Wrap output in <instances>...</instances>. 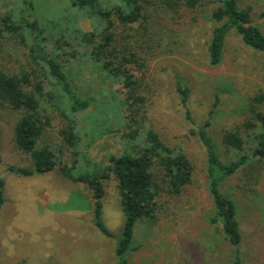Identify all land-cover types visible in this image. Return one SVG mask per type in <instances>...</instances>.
Returning <instances> with one entry per match:
<instances>
[{
	"label": "trees",
	"instance_id": "trees-1",
	"mask_svg": "<svg viewBox=\"0 0 264 264\" xmlns=\"http://www.w3.org/2000/svg\"><path fill=\"white\" fill-rule=\"evenodd\" d=\"M58 1L65 5L66 15L49 21L58 42L63 43L57 50L90 62L107 77L114 86L109 113L123 122L116 127L103 126L106 114L100 121L95 118L87 146L119 135L122 149L105 165L80 151L78 117L85 114L89 119L91 100L75 93L62 55L48 51L47 31L38 18L36 0H24L19 8L2 2L0 109H10L19 116L13 131L14 147L33 163L30 168L11 166L9 171L21 177L55 171L70 183L87 187L89 194L85 197L92 205L93 223L107 238L115 235L102 219L103 200L107 183L113 182L124 215L122 238L115 249L116 264H129L130 252L136 251L132 246L136 227L142 223L155 226L173 203L188 196L197 173L189 151L171 143L150 119L144 84L150 62L162 54L164 44L171 46L184 28L199 23L207 10L212 23L207 46L212 67L223 63L231 32L259 54H264V32L253 22V8L241 5L240 0ZM261 16L264 18V13ZM83 22L89 23V29L79 26ZM21 52L24 63L9 67L8 62L19 59ZM185 83L177 77L175 90L191 125L190 133L197 137L206 157V186L212 204L207 222L233 248V264H241L240 211L225 186L238 178L239 189L254 194L264 184V91L242 100L238 120L223 131L219 143L210 130L219 96L209 119L198 127L188 108L191 91ZM55 118H60V125L54 123ZM5 193L6 181L0 176V217Z\"/></svg>",
	"mask_w": 264,
	"mask_h": 264
},
{
	"label": "rangeland",
	"instance_id": "rangeland-1",
	"mask_svg": "<svg viewBox=\"0 0 264 264\" xmlns=\"http://www.w3.org/2000/svg\"><path fill=\"white\" fill-rule=\"evenodd\" d=\"M23 1L0 0V6L6 2L10 8H19ZM240 4L253 8V22L264 32L261 16L264 0H240ZM35 5L47 31L48 51L62 55L75 93L91 100L89 119L84 118L85 114L78 117L80 151L87 152L95 162L108 164L110 156L121 152L119 135L106 137L91 148L87 142L90 130L95 128L92 125L95 118L102 119L106 114L103 126L116 127L123 123L114 119L108 109L114 86L90 62L73 59L70 54L57 50L63 43L58 42L55 27L49 21L52 17L65 16V5L58 0H36ZM0 12H3L1 7ZM79 26L90 27L88 22ZM211 28L207 10L199 23L184 28L174 43L164 44L162 54L150 62L144 83L148 88L150 119L171 143L189 151L197 173L188 196L178 204L173 203L155 226L142 223L136 227L132 245L136 251L130 252L129 264H233L236 261L233 248L228 247L207 222L212 204L206 186V157L197 137L190 133L191 125L185 118L175 87L177 77L189 87L188 108L198 127L209 119L216 95L219 96L210 130L221 143L223 131L238 120L242 100L249 94L264 91V54L249 49L231 32L223 63L212 67L207 54ZM18 58L10 60L8 66L24 63L22 52ZM18 118L14 111L0 109V176L6 181V202L0 217V264H116L115 249L122 238L124 215L114 183H107L103 200L102 219L115 235L107 238L93 223L92 205L85 197L89 194L87 187L74 185L55 171L31 177L9 171L11 166H33L32 161L14 147L13 131ZM59 119H54L56 125L61 124ZM239 185L238 178H233L225 190L234 196L240 211L241 264H264V184L254 194L243 193Z\"/></svg>",
	"mask_w": 264,
	"mask_h": 264
}]
</instances>
